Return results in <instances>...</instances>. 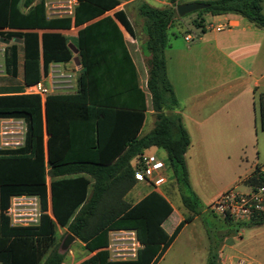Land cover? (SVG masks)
<instances>
[{
    "label": "trees",
    "instance_id": "trees-1",
    "mask_svg": "<svg viewBox=\"0 0 264 264\" xmlns=\"http://www.w3.org/2000/svg\"><path fill=\"white\" fill-rule=\"evenodd\" d=\"M169 1L173 6L166 8L153 7L146 1L139 4L147 34L145 49L150 54L147 86L156 113L154 129L140 137L146 97L118 26L134 37L133 25L123 9L100 18L118 7L121 0H76L73 16L59 18L48 17L46 0H0V28L16 29L10 38L23 41L26 86L39 83L51 63H68L74 57L67 37L51 30L86 24L79 29L73 45L78 49L81 67L75 93L48 94L44 102L33 93L0 96V119L20 118L26 124L22 148L0 149V264H63L65 254L56 247L57 225L94 253L78 264H158L185 225L194 220L193 215H187L168 234L162 224L173 208L156 188L135 204L126 200L138 183L132 160L156 147L167 153L184 206L189 210L194 207V201L184 193L190 189L186 166L190 137L181 114L163 112L164 108L178 106L165 50L168 31L180 17L176 10L179 4L178 0ZM203 2L209 7L198 11L200 19L194 20L197 27L204 29L205 13H234L264 29V0ZM37 29L48 32L39 35L34 31ZM0 36L8 34L0 32ZM6 56L7 72L15 75L16 46L10 48L9 58L8 53ZM260 107L264 129V92L260 94ZM47 176L52 177L49 186ZM244 183L253 189L264 185L259 165ZM22 195L39 199L40 215L35 225H13L6 214L11 198ZM239 224L262 226L264 217ZM112 231L135 233L140 247L134 259L111 258ZM216 260L217 253L211 254L208 264Z\"/></svg>",
    "mask_w": 264,
    "mask_h": 264
},
{
    "label": "crops",
    "instance_id": "crops-1",
    "mask_svg": "<svg viewBox=\"0 0 264 264\" xmlns=\"http://www.w3.org/2000/svg\"><path fill=\"white\" fill-rule=\"evenodd\" d=\"M145 1L150 5H152L151 2L159 3L164 6L163 8L173 6L169 0ZM203 1L204 0H191L187 3ZM37 2L38 1L34 2L33 5ZM73 2L75 8L77 2L76 0H73ZM152 6L155 7L154 5ZM46 7L49 18L73 16L74 9L67 16H59L49 13L47 2ZM122 9L123 4H120L115 9L106 12L100 18L108 15L112 16L114 12ZM22 11L26 12L27 8L22 7ZM202 18L204 20V29L198 27L202 34L199 35L196 45L188 44L194 39L189 28L185 30L183 39H178L176 33L177 26L172 25L168 31V43L165 56L167 60L168 77L174 87L178 100L176 112L181 114L184 127L191 141L186 153L188 172L190 174V166L193 165L195 168L193 172L198 170L200 178L207 179L212 186L216 188V196L219 197L231 186L235 185L238 187L239 184L245 185L244 180L253 173L254 167L259 165L256 161H254V163L250 162L249 158L246 156L245 150L255 142L258 117L257 96L264 92V29L255 27L246 18L234 13L215 16L205 13L202 15ZM178 24V28L185 25L184 20L181 18ZM85 25L71 27L70 29L51 30V32L63 34L67 37L69 44L74 45L79 29L83 28ZM118 26L123 34L127 50L135 66L139 88L145 93L146 97V118L139 134L140 137H143L154 129L156 122V118L153 114L152 96L147 86L150 54L144 48L146 37L142 38L141 35H139L135 25H133L134 37H132L122 25L119 24ZM15 31L16 29L12 27L0 28V32L3 33L4 36L8 34V37L0 36V96L16 93H30L29 87L31 86H26L23 80V41L17 40L15 37L10 38V34ZM34 31L39 35L43 32H48V30L42 29ZM170 32L171 35L169 36ZM186 36H191L192 39L187 41L185 39ZM172 38L174 39L172 40ZM12 46H16L17 48L15 75H12L11 72H7L6 65V54L8 53L9 58V50ZM76 57L77 55L74 54L73 59L68 63H51L46 76L43 75L42 72L40 83L48 90L49 94H71L78 90L77 79L80 75L81 67L76 63ZM8 69H11V66H8ZM194 71L199 72L201 82L203 83L197 88V91L195 89L196 87L192 86L190 83V78ZM178 88L184 89V94L182 96H180L181 93L179 94ZM41 99L42 102L45 101L42 97ZM148 116H152L153 118L152 127L148 133L144 134V127ZM5 135H11L12 137L10 138L13 140L4 143L1 140H3V136ZM16 135H19V137ZM25 135L26 124L23 119H0L1 150L22 148L25 143ZM47 138L48 135L45 133V161L48 170ZM244 156H246V158ZM134 163L135 159L132 160L131 164L134 166ZM220 174H222L221 180H219ZM242 174H244V177H242ZM51 180L52 177L47 176L48 186ZM147 185L149 184L147 183ZM136 187L137 184L126 195V200L128 201L127 197L131 194V200H133V202L128 201L131 204L137 203L154 190V187L150 185L148 191L142 193L141 191H137L135 189ZM245 187L248 189L246 192H248L250 187L246 185ZM155 190L160 192L173 208L172 213L162 224L164 230L168 234H171L186 217L184 212L187 211V209L181 204L180 209L182 211L180 210V212L179 209L173 206V200L177 199L170 190L165 189V193L160 191V188ZM215 200H213L212 203ZM188 224L189 223L186 225ZM262 226H254L251 228H260ZM62 229L66 228L59 225L56 226V242L58 238L57 232ZM116 232L117 231L110 232L109 250L111 249V237ZM120 232V235L124 236V239L128 238L132 241H136V243H133L135 248L138 249L140 247L133 231ZM130 235L133 237H130ZM77 241L85 249L84 244L78 239L75 238L73 243ZM224 242L225 245L222 251L228 260L226 263L222 262V264H235V258L228 257L225 254V250L231 247L228 245V239L226 238ZM86 251L88 256L74 264H78L94 254L90 253L88 250ZM69 253L71 254L72 252L70 251ZM135 256L132 254V258L129 259H134ZM241 262L242 261H239L238 264H244ZM63 264H66V259H64Z\"/></svg>",
    "mask_w": 264,
    "mask_h": 264
},
{
    "label": "rangeland",
    "instance_id": "rangeland-1",
    "mask_svg": "<svg viewBox=\"0 0 264 264\" xmlns=\"http://www.w3.org/2000/svg\"><path fill=\"white\" fill-rule=\"evenodd\" d=\"M141 1L145 0H121V4H123V10L126 12L132 24L135 25L139 35H141L142 38L146 37L147 39L144 17L139 12V4ZM188 1L191 0H178L176 4H182L184 2L187 3ZM46 2L49 13L53 15L57 14L59 16H67L74 9L73 0H46ZM151 4L158 8L164 7L159 3L151 2ZM181 18L184 20L185 25L178 28V22L181 21ZM196 19L199 20L198 11L189 13L184 17H178L173 23V25L177 26L176 33L178 39H183L185 30L189 28L190 33L194 36L193 41L188 43L189 45H196L198 43L199 35L202 34L201 30L197 26H194V20ZM170 35L171 32L169 33V36ZM173 39L174 38H172V40ZM190 83L192 86L196 87V91L198 90L197 88L203 84L201 82L199 72L194 71L190 78ZM178 92L179 94L181 93L180 96H182L184 94V89L178 88ZM163 112L167 115L177 113L176 108H164ZM153 114L156 118V113L154 111ZM257 115L255 142L248 149H246L245 152L251 163L256 161L259 166H264V129L262 128L260 95L257 96ZM152 121V116H148L144 127V134L151 130ZM16 136L19 137V135ZM3 137L4 138L1 141L4 143L11 142L13 140L10 138L12 137L11 135H5ZM148 151L149 153L156 154L160 159L168 164V156L165 150L153 147ZM246 156L244 157L246 158ZM186 166L188 171L187 161ZM193 169L195 168L191 165L190 174L188 172L190 189L186 190L184 193L194 201V207L192 210L186 208L187 211L184 210V215H193L194 220L185 226L158 264H208L210 255L215 253H217V260L215 261V264H222V262L226 263L228 259L222 251L225 245L224 240H226V238L229 241L228 245L231 247L230 249L228 248L225 250V254L228 257H234L235 264H238L239 261H242L244 264H264V225L260 228H251L240 225L237 222H226L221 217L212 213L209 206L212 201L218 197L216 196L217 191L215 192L216 188L212 186L207 179H201L199 171L196 170V172H193ZM166 175L168 177V182L160 187V191L165 193V189L170 190L177 199L173 200L172 204L180 211V206L183 204L180 184H178L170 166L167 167ZM242 177H244V174H242ZM221 179L222 174H220L219 180ZM149 188L150 185H147V182H138L135 189L145 193ZM230 189H236V191L241 192H246L248 190L243 184H239L238 187L235 185L231 186L227 190ZM127 199L129 202H133V200H131V194L127 197ZM34 208V206L29 205L20 207L23 213L20 214L21 211H17V215H11L12 224H37L39 207H37L36 210ZM59 231L60 230L57 232L58 238L56 247L59 252L65 254L66 264H74L88 256L87 251L78 241L72 243L67 250H62L61 246L68 232L66 229H62L60 232ZM130 237L133 236L130 235ZM121 238L122 236L117 234H113L111 237L110 253L111 258L114 260L132 258V254H135L137 249L135 248V245H133V243H136L135 240L132 241L128 238ZM70 251L72 252L71 254L69 253Z\"/></svg>",
    "mask_w": 264,
    "mask_h": 264
},
{
    "label": "built area",
    "instance_id": "built-area-1",
    "mask_svg": "<svg viewBox=\"0 0 264 264\" xmlns=\"http://www.w3.org/2000/svg\"><path fill=\"white\" fill-rule=\"evenodd\" d=\"M185 39L190 41L192 37L186 36ZM29 91L30 93L39 95L43 99L49 94L48 90L40 82L29 87ZM134 168V176L137 182H147L156 189L168 182L166 162L154 153L146 151L141 154L135 159ZM260 174L264 177V166H260ZM25 205L34 206L35 210L39 207V219V199L34 196L22 195L12 197L6 214L11 218V215H17L16 212L21 211L20 207ZM209 209L222 219H231L234 222L245 223L260 220L264 217V185L255 187L254 189L250 188L248 192L230 189L222 193L211 203ZM22 213L23 211L20 214ZM120 233V231H117L115 234L120 235ZM121 239H124V237L122 236Z\"/></svg>",
    "mask_w": 264,
    "mask_h": 264
},
{
    "label": "water",
    "instance_id": "water-1",
    "mask_svg": "<svg viewBox=\"0 0 264 264\" xmlns=\"http://www.w3.org/2000/svg\"><path fill=\"white\" fill-rule=\"evenodd\" d=\"M208 7L209 5L204 2H189V3L179 4L176 7V10H177V14L180 17H184L189 13L204 10V9H207ZM69 48L72 50L74 54L76 55L78 54V49L74 47L73 44H69ZM75 61L77 64H79L78 57L75 58ZM74 241H75V237L70 233L67 234L64 239V242L62 243L61 249L67 250Z\"/></svg>",
    "mask_w": 264,
    "mask_h": 264
}]
</instances>
